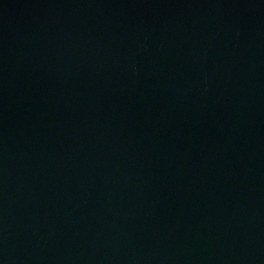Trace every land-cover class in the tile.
Returning a JSON list of instances; mask_svg holds the SVG:
<instances>
[{
	"label": "water",
	"instance_id": "water-1",
	"mask_svg": "<svg viewBox=\"0 0 264 264\" xmlns=\"http://www.w3.org/2000/svg\"><path fill=\"white\" fill-rule=\"evenodd\" d=\"M0 264H264V0H0Z\"/></svg>",
	"mask_w": 264,
	"mask_h": 264
}]
</instances>
